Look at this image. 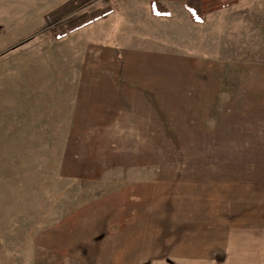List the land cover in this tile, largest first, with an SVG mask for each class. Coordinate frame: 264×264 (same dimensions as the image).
Returning <instances> with one entry per match:
<instances>
[{
  "label": "rangeland",
  "instance_id": "1",
  "mask_svg": "<svg viewBox=\"0 0 264 264\" xmlns=\"http://www.w3.org/2000/svg\"><path fill=\"white\" fill-rule=\"evenodd\" d=\"M66 1L0 0V264H82L73 215L149 180L171 188L154 228L217 264L262 254L264 0H80L108 11L59 35Z\"/></svg>",
  "mask_w": 264,
  "mask_h": 264
},
{
  "label": "crops",
  "instance_id": "2",
  "mask_svg": "<svg viewBox=\"0 0 264 264\" xmlns=\"http://www.w3.org/2000/svg\"><path fill=\"white\" fill-rule=\"evenodd\" d=\"M138 185V183L125 184L85 204L77 214L73 215V229L70 232L71 237L69 231L66 232L69 240L68 243L66 242L64 252L69 251L74 255L73 258L78 259L82 264H139L144 259L160 254V250H167L173 264L218 263L216 258L201 256V251H198L202 249L200 243L194 241L191 247L186 246L183 237L179 234L175 236V227L172 228V233L170 229L165 231L162 225L158 228L153 227L155 216L168 217V211L172 209L167 203L166 215H163L162 209L157 207L158 204L160 207L159 198L163 197L165 190L171 189L169 182L149 180L142 184L144 187ZM246 188L245 186L236 188V193L241 195L240 198H244L242 194ZM154 197L157 198L156 201ZM253 200H247L249 208L252 207ZM176 216L177 213L173 214V226L179 224L177 225L179 227L180 222L176 221ZM141 218H146V221L143 222ZM162 230L165 234L160 232ZM186 247L190 249L188 252ZM261 253L247 260L233 256L228 262L229 264H264V258L260 257L264 252ZM164 264L171 263H167L164 259Z\"/></svg>",
  "mask_w": 264,
  "mask_h": 264
},
{
  "label": "trees",
  "instance_id": "3",
  "mask_svg": "<svg viewBox=\"0 0 264 264\" xmlns=\"http://www.w3.org/2000/svg\"><path fill=\"white\" fill-rule=\"evenodd\" d=\"M77 1L80 0H68L65 3L61 4L57 8L51 10L50 12L45 14V21L47 25L55 26L56 29L59 31V35H63L67 30H74L75 28L82 26L84 24H87L100 16H102L104 13H106L108 10H105V12H95L93 14H81V15H72L69 16L68 14L73 10V8H76ZM192 2H197L198 0H191ZM197 6V3H196ZM151 7L153 9V14L155 15H165L166 11H163L162 13L158 10V5L156 0H152ZM195 16V15H194Z\"/></svg>",
  "mask_w": 264,
  "mask_h": 264
}]
</instances>
